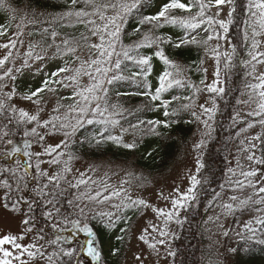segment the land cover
<instances>
[{
    "label": "trees",
    "instance_id": "trees-1",
    "mask_svg": "<svg viewBox=\"0 0 264 264\" xmlns=\"http://www.w3.org/2000/svg\"><path fill=\"white\" fill-rule=\"evenodd\" d=\"M131 4L133 0H122ZM166 0H139L136 8L125 17L122 31L121 43L124 46H131L138 43L145 33L171 37L173 43L179 41L186 35V30L179 26L165 25L159 29H153L150 24H140L145 16L155 15L160 6ZM187 2V0H185ZM7 8H0V19L11 15L13 23L22 25L23 31L28 34L31 41L40 44L45 50L52 49L54 54L57 46L63 51V41L80 40L81 35L87 36V41H80L79 45L73 44L77 50H87L93 44L96 36H92L88 25L78 22L76 18L66 17L64 14L69 10L77 11L84 9L91 12V8L85 7L84 3H78L75 8L70 7V0H5ZM235 12L231 17L228 35L232 47L235 46V54L232 60L223 62V93L214 95L216 100V114L214 123V133L209 139L201 155V164L198 171V181L194 199H191L184 211V218L178 233L173 241L172 264H204V241L206 233L201 228V221L204 219L208 209L222 190L228 169V161L232 144L238 137V133L243 123L235 119L236 113L240 109L242 90L246 80L247 68L243 59L247 50L245 38L246 21L249 15V0H234ZM196 9L192 13L176 11L178 16L195 15ZM115 13L109 9L107 15ZM86 19H93L97 24L102 22L96 16ZM1 22V20H0ZM1 26V24H0ZM204 27L200 32L193 30L191 35H195L198 40H205L206 33ZM139 29V31H137ZM47 30V31H45ZM57 35L53 39L51 33ZM165 54L183 70L181 79L184 86H174L162 95V99L171 100L172 97L196 96V88L201 86V81L205 80L203 69L204 57L207 45L189 44L180 48L165 44ZM156 47L139 49L140 55H151L153 71L148 77L153 91L158 86V76L164 69V65L153 53ZM121 69L114 75H122V80L115 81L109 85L107 99L113 105H117L122 110V115L117 117L120 123L111 127L109 131L101 136L104 126L100 124H85L79 128L75 135L67 144L68 153L72 156H79L85 160H96L98 162H109L113 164H124L127 169V176L136 183H147L152 177L160 176L173 166L181 157L194 131L195 122L192 121L191 108H183L182 105L189 103L184 99L173 101L168 110H176V114L168 117L170 126L165 128L159 126L158 134L147 131L146 124L138 129L130 126L136 125L139 121L164 120L163 108H157L159 102H153L148 97L138 95L143 91V80L133 77V73L140 71V67L131 61L121 57ZM227 65V66H226ZM0 68V74H1ZM0 98H3L0 95ZM32 123L20 121L19 117L8 107L0 112V131H7L9 135L0 139L1 145H8V140L13 144H22L27 141L25 132H29ZM127 129V131H123ZM108 135L122 137L123 143H135L136 147L128 149L114 141L106 139ZM259 151L261 159H264V126L260 134ZM99 141V142H98ZM16 142V143H14ZM12 144V145H13ZM28 159L30 172L26 171L20 158L11 160L10 157L0 154V178L7 180L13 189L19 188V195L32 202V213L34 224L38 234L49 240L55 239L57 234L68 237V232L58 233L53 228V220H59L63 224V219L69 215H79L76 202L77 188L72 184L59 180L58 183H49L46 176H41L34 168L33 155L24 156ZM14 170V176L11 171ZM30 177V179H29ZM29 179V181H28ZM47 184V187L44 185ZM26 193L22 195L21 191ZM49 201H52L50 204ZM68 201H72L68 204ZM53 205L59 208L60 215L53 210ZM25 212L27 211V205ZM52 211L51 219L44 214ZM141 211L139 209H125L112 220L114 226L109 227L105 219H92L86 221L96 235L97 243L102 248L107 264H122L124 252L129 236L130 226ZM130 218V219H129ZM60 228V227H59ZM121 229H127L122 232ZM257 234L262 237L261 241L244 237L238 240L233 247H230L224 264H264V224L257 228ZM123 236V242H118L116 237ZM84 235H73L63 243L65 250L69 247L77 249L75 255L59 256L56 264H92L89 257L82 251L80 246L84 243ZM60 247V246H59ZM119 248L118 255H111V249Z\"/></svg>",
    "mask_w": 264,
    "mask_h": 264
},
{
    "label": "snow or ice",
    "instance_id": "snow-or-ice-1",
    "mask_svg": "<svg viewBox=\"0 0 264 264\" xmlns=\"http://www.w3.org/2000/svg\"><path fill=\"white\" fill-rule=\"evenodd\" d=\"M83 2L85 7L91 8V12L85 11L84 9H80L77 11L69 10L64 15L69 18H76L78 22L84 23L85 25L90 26L89 31L92 36H97L99 38L98 44H90L89 48L95 51V57L90 58L88 61H83L80 63L79 67L71 68L69 66H64L56 69L55 72L51 73L49 77H47L41 84L40 87L36 88L34 91H31L29 94L23 96V99L33 101L34 103L39 104L42 93L47 91H55L56 89L52 87V85H60L62 87H72L76 85L71 97H64L62 99H74L75 104L69 106V113H75V116L71 119L75 120V123L71 122L69 116H65L61 118L58 115H53L50 119L45 121H39V110L37 114L30 115L24 109H19V120L27 121L29 123L36 122L39 127H44L45 129H51L53 132L61 131L63 133L64 139L60 141V143L55 144V146L49 145L44 153H36L35 155L38 157L40 155H48L52 157L48 163L59 165L61 163V158L64 156V152L61 150L62 148H66L67 144L72 136L75 135L79 128H82L85 124H100L103 125V131L101 132V136H103L104 132L109 131L111 127H114L120 123V120L117 117L122 115V110L119 109L117 105H113L107 99L109 85H112L117 80H122L125 77L122 75H111L113 69L120 70L123 57L124 60L131 61L140 67V71L133 73V77H139L143 80V91L138 92V95H142L148 97L153 102H159L157 104V108H163V115L166 119L164 120H148V121H139L136 125H131L130 127L133 129L140 128L141 125L146 124L148 126L147 131L158 134L157 128L159 126H163L165 128L170 126V121L167 119L170 116L176 114V110L170 112L168 110L169 105L176 100L184 99L189 101V103H185L182 105L183 108H191L194 106V95L190 97H172L171 100L162 99V95L168 92L174 86L183 87L184 80L179 78L182 75V69L179 65H177L174 61H172L164 52V45L168 44L176 48H180L189 44H203L207 45L209 41L213 39L217 40V45L213 49H207L206 51L211 52V54L216 58L217 65H219L220 57L224 56L227 58L230 63L232 60V56L235 54V46L232 47L231 54L228 52H220V44L219 41L221 39L226 38V34L229 30V24L232 22L231 17L235 12V3L234 0H166L159 10L155 13V15L145 16L140 24H150L153 26V29H159L164 27L165 25H173L179 26L186 30V35L181 38L179 41L173 43L171 37L155 35L145 33L141 40L131 46H124L121 43V31L122 25L125 17L132 11V9L136 8L139 0H133L131 4L122 2V0H70V7L75 8L78 3ZM228 6L229 10L227 12L228 20L218 19L221 12H223L224 8ZM8 6L5 3V0H0V8H7ZM196 9L195 15H187V16H178L175 14L176 11L184 12V13H192L193 9ZM215 8L216 11L214 14L211 13V9ZM248 8L250 11V15L253 18L251 27L252 33V42H251V50L248 55L250 56V60L244 62L246 66H251L252 71L248 73L252 75L253 79L256 81L254 83H250L247 87L250 89V100L255 99L257 101V110L249 113L250 116L253 117H261L258 121L262 126H264V73H260L259 75H255L256 65L264 64V51H259L261 42L256 39V37L264 35V0H249ZM111 9L115 14L107 15V12ZM253 9H255L253 11ZM90 16H96L102 22L101 24H97L93 19H86ZM204 27V31L206 33V39L201 41L198 40L195 35H191L193 30H199L202 26ZM215 25V27H213ZM222 30V32L220 31ZM47 31V30H45ZM139 31V29L137 30ZM6 30L0 27V36L6 35ZM17 37L21 36L22 33H17ZM52 38L54 39L57 35L56 32L51 33ZM88 37L83 34L80 37V40H69L65 39L63 41V51H61L60 46H57V52L62 55L67 54H75L77 48L73 47V44L79 45L80 41H87ZM18 43H22L21 40L11 39L8 43L0 45L5 49L15 48ZM152 48L156 47V51L153 55L163 63L164 69L158 76V86L153 91L151 83H149L148 77L151 75L153 71L152 59L151 55H140L139 49L141 48ZM33 52L30 50L27 53V56H32ZM12 56V52L9 51L7 55L3 58H0V68L6 66L10 57ZM36 60L44 59L43 56L37 54L35 56ZM79 57L74 56V60H78ZM27 60H25V64L22 66H27ZM227 66V65H226ZM17 73L21 71V69L15 70ZM206 71V69H205ZM13 69L8 68L7 71L3 72L0 75V95L4 98H0V112L5 111L8 107H11L13 112H16L17 109L14 105H6L5 100L11 101L13 97L16 95L15 86H13L12 90L9 92H4L5 84L3 81L5 78L11 79L15 81V75H12ZM62 73H72L70 75L61 76ZM81 75H86L89 77L90 83L86 87H79V78ZM217 79L213 81L212 84L206 85V90L209 93H223L224 89L222 87H217L219 83V70L216 72ZM204 81H201L203 84ZM195 88V92H199L200 89L196 88L195 85H191ZM33 98H36L35 100ZM213 104L215 101L213 100ZM59 105L53 111H59ZM200 108L204 113L210 114L213 113L214 108H208L205 105H200ZM192 115L196 117V119H200V116L197 115L195 111L192 112ZM203 123L207 126V120H204ZM254 126L253 123H248L247 127L252 128ZM123 131H127V129H123ZM241 131H244L242 129ZM31 132L33 134H37V128H32ZM9 133L7 131H0V139L7 137ZM25 136L28 135V132L24 133ZM106 139L114 141L118 144H122L123 147L132 149L136 147L135 143H123L122 137L108 135ZM253 140L262 139L259 135L252 138ZM38 140L43 141L44 136L38 135ZM99 142V141H98ZM7 143L9 145L13 144L12 140H8ZM203 141H201V144ZM201 144H196L194 147L199 149ZM30 147L28 141L24 142V148L27 149ZM251 147L254 149L255 144H252ZM20 147H13L12 152H20ZM24 156L31 157L33 154L27 150L24 151ZM72 159L71 155L68 157V161H64L63 172H70L71 168L68 166L69 161ZM250 161H255L256 163H264V159H260L255 156L254 152L248 156ZM202 167V164L197 161V171ZM37 170L39 171V165H37ZM5 171H14V170H5ZM41 176H47L46 172H39ZM246 177H253L256 175V171H248L243 173ZM83 177V174H81ZM62 173L58 172L53 176H47V180L49 183H58L60 179H62ZM192 187L188 189L185 193H179V189L175 191L179 194V198L172 199V208L173 210L165 211L164 209H154L157 213L158 217H163L165 224L173 218L174 215H178V209L185 207L186 202L188 200L194 199V196L189 195V193L194 191L195 185L199 183L196 179V176L193 175L191 177ZM89 181L81 178L77 181V184L74 187H78L79 185H87ZM92 183H95L94 181ZM250 183V182H249ZM241 186H243L242 182H238ZM6 189L4 192V206L9 208L11 211L15 213H23L25 218L21 220L22 230L18 234L5 233L0 235V264H29V261L37 257L38 255L42 256L43 252L40 247H38L35 243L25 244L22 243L25 237L32 231V225L34 224V217L30 214L32 213V202L24 199L21 195H19V188H12V185L9 184L7 180L2 182L0 185ZM48 185L45 184L44 187ZM106 190V189H105ZM258 194H264V187H260L258 189ZM119 192H112L110 195H103L102 191H95L94 194H83V198L87 201L95 202V203H103L111 199V196H118ZM102 197V198H101ZM233 200L236 197H232ZM251 198L248 200L240 201V205L244 206L250 202ZM125 203H123V207L125 209H139L140 207H147L146 201L143 199H131L130 197H126ZM51 204L52 201H49ZM72 201H68V204H71ZM255 203L260 204L264 203V197H261L260 200L255 201ZM23 205H27V211ZM115 207H120L116 205ZM226 209L229 211L233 210V205L228 204L224 205ZM53 210L57 215H60L59 208H56L53 205ZM86 210H88V205L85 204L84 207L79 208V215H69L63 219V228H59L57 225L53 224L52 227L57 229L58 233L68 232L69 236H63L61 234H57L55 239L49 241L52 245H59L58 251H54L51 255L48 256V260L50 264H55L53 261V257L58 256H68L71 257L76 254L77 249L70 248L65 250L62 246L63 243L68 240L73 235L83 234L86 239L84 243L80 246L81 251L87 256L90 257L92 264H107L102 248L97 243L96 235L94 229L86 222L88 219L86 215ZM260 211V209H257ZM47 218L51 219L53 212L49 211L44 214ZM111 213H97L92 216V219H103L105 216L109 217L108 226H114V222L111 220ZM121 219V217H117V220ZM130 219V218H129ZM257 223L264 224V220H257ZM153 231H158L160 237H164L167 233L155 225H152ZM122 232H126L127 229H121ZM147 229H144V234H141L138 239L144 241L148 244V247L155 249L157 243L163 245L165 243L164 239H159L156 243H149L147 239ZM43 229H41V234L39 235V239H45L43 236ZM227 235V232H225ZM118 242H123V236L116 237ZM120 252L119 248L111 249V255L116 256ZM25 256L28 259H25ZM137 260H141L140 256H136Z\"/></svg>",
    "mask_w": 264,
    "mask_h": 264
},
{
    "label": "rangeland",
    "instance_id": "rangeland-1",
    "mask_svg": "<svg viewBox=\"0 0 264 264\" xmlns=\"http://www.w3.org/2000/svg\"><path fill=\"white\" fill-rule=\"evenodd\" d=\"M228 10L229 7L226 6L218 19L227 21ZM254 10L255 9H253V11ZM210 11L214 14L216 9L212 8ZM0 20V27L6 30L7 33L6 35L0 36V45L8 43L11 39L18 38L22 41V43H18L15 48L10 47L5 49L0 47V58L7 55L9 51L12 52V56L0 75L7 71L8 68H12V75H15L16 77L15 81L8 78H5L3 81L6 85L3 89L4 92L11 91L13 86H15L16 89V95L13 99L11 101L5 100V103L7 105L15 106L17 111L13 113L18 117L19 109H24L30 115L37 114L39 110V121L41 122L50 119L53 115H58L61 118H64L67 115L69 116V119L74 117L75 113H69L68 109L70 105L75 104V100L62 98L71 97L76 85H73L72 87L52 85L56 90H45L41 95L39 104L30 100H25L23 99V96L40 87L42 82L49 77L51 73L55 72L56 69L66 65L71 68H76L79 67L81 62L94 58L95 51L89 48L87 50H76L74 55L54 54L52 49L45 50L40 44L31 41L28 34L23 31L22 25L16 22L12 24L13 17L11 15H6V17L1 18ZM252 21L253 18L249 11L245 30L248 50L244 62L250 60L248 53L251 50L252 33L250 25L252 24ZM213 27H215V25ZM202 28L203 26L201 29ZM220 31L222 32V30ZM17 33H22V35L17 37ZM256 39L261 42L259 51H264V35L258 36ZM99 42V38L96 36L93 44H98ZM219 44L220 52L230 53L231 44L228 38V33L226 34L225 39L219 41ZM216 45L217 40L213 39L212 41H209L207 48L213 49ZM30 46L33 55L27 56ZM37 54L43 56L44 59L36 60L35 56ZM74 56L79 57V59L74 60ZM223 57L224 56L220 57L219 65H217L216 58L211 52L208 51L205 55L203 68L204 70L206 69V80L202 87L204 91L198 92L196 102L194 101V106L191 108V112L195 111L197 115L200 116V119L198 120L192 115L196 124L195 133L181 158L174 164L171 170L162 176L153 178L148 184L141 185L135 183L129 177L127 179L126 176L128 171L124 164H113L102 161L98 162L96 160L90 161L82 159L79 156H72L68 153V146L61 149L65 154L61 158V163L59 165L48 163L52 157L48 155H40L37 157L35 154L44 153L49 145L55 146V144L60 143V141L64 139L63 133L61 131L53 132L50 128L45 129L44 127H39L36 122L32 123L27 135V141L29 142L30 147L26 150L33 154L35 170L38 173L46 172L47 176H53L56 173L61 172L63 178L60 180L72 184L73 186L76 185L77 181L81 178L89 181L87 185H79L76 187V198H73V201L77 203L76 206L78 212L79 208L84 207L85 204L88 205V210H86L88 219L86 221H88L92 215L97 213H111L112 220L120 214V211L123 208V203L127 202L126 197H130L133 200L143 199L146 201L148 206L142 207V213L130 227L128 244L122 264H171L172 262L173 238L181 225L184 207L178 209V215H174L166 224L164 218L158 217L154 209H164L165 211L173 210L172 199L179 198V194L175 190L179 189V193H185L190 187H192L191 177L195 175L197 179V161L199 160L200 162V156L209 140L216 111V104H213V98L207 93L208 91L205 86L212 84L213 81L217 79L216 72L219 70V83L217 84V87H222L223 72L221 61ZM25 60L28 62L27 66L22 67L25 64ZM247 67L248 73H250L252 71L251 66ZM16 69H21V71L17 73L15 71ZM116 72L117 70L113 69L111 75L116 74ZM260 73H264V64L256 65L255 75H259ZM70 74L72 73H62L61 76ZM254 82L256 81L253 79L252 75L248 74L244 87L242 106L239 113L236 115L238 121L246 119H248V121L242 127L244 131H240L239 140L233 145L224 188L219 193L212 207L209 208L201 223V228L207 235L203 249L204 264H224L225 257L228 255L230 247H233L238 240L244 237L249 236L257 241L262 240V237L257 234L256 228L260 224L257 223V220H264V203L257 204L255 201L264 197V194H258V189L264 187V164L256 163L255 161H250L248 159V156L253 152L256 157L260 158L258 151L259 140H253L252 138L257 135L260 136L263 127L258 123L260 120L258 119L259 117L249 115V113L257 110V101L255 99L250 100L251 93L250 89L247 87L248 84ZM89 83L90 80L88 76H80L79 87H86ZM33 99L35 100L36 98ZM58 105L60 106L59 111L54 112L53 110L57 108ZM200 105L214 108L213 113L210 114V118L209 114L203 112ZM204 120H207V126L203 123ZM71 122L75 123V120L71 119ZM248 123H253L254 126L248 128ZM34 127L37 128V134L31 132V129ZM38 135H43L44 140L39 141ZM201 141H203L202 144ZM196 144H201L199 149L194 147ZM252 144H255L254 149L251 147ZM17 146L21 148V151L13 153L12 148ZM23 147L24 142L20 145H1L0 153H6L12 160H14L17 153L22 154ZM69 155L72 157L68 163L71 171L65 173L62 171L64 167L63 162L68 161ZM24 161L27 166V168H25L26 171L30 172L28 159H24ZM22 163L24 164L23 160ZM37 165H39V171L37 170ZM253 170L256 171L255 176L246 177L243 175V173ZM14 174L15 173L11 171L13 177H15ZM81 174H83V177H81ZM3 181L4 180L0 178V185H2ZM93 181L95 183H92ZM238 182H242L243 186L238 184ZM97 190L102 191L103 195H110L112 192H119V195L111 196V199L99 204L87 201L83 198V194H94ZM5 191L6 189L0 186V235L5 233L18 234L22 230L21 220L24 219L25 216L23 213H15L4 206L3 197ZM21 193L22 195L25 194L26 190L23 189ZM193 193L194 191L189 193V195L193 196ZM232 197H236V199L233 200ZM249 198H251V200L247 205H240V201L248 200ZM228 204L233 205L232 211H229L224 207V205ZM116 205H119L120 207H115ZM23 207L25 209L24 205ZM257 209H260V211H257ZM104 218L106 221H109L108 216H105ZM53 223L60 228L64 227V225L57 219L53 220ZM152 225L165 231L167 235L160 237L158 231H153ZM144 229L148 230L146 235L149 243H156L159 239H164L165 243L163 245L157 243L155 249L148 247L147 243L138 239L141 234H144ZM225 232H227V235H225ZM39 235L40 234H38L36 228L32 227V231L28 233L24 241H22V243L25 244L35 243L43 252L42 256L38 255L29 261V264H50L48 256L54 251H58L59 245L50 244L48 238L39 239ZM84 239H86L85 235ZM70 248L71 247H69V249ZM136 256H140L141 260H137ZM58 258L59 256L53 257L55 264ZM25 259L27 260L28 257L25 256Z\"/></svg>",
    "mask_w": 264,
    "mask_h": 264
}]
</instances>
